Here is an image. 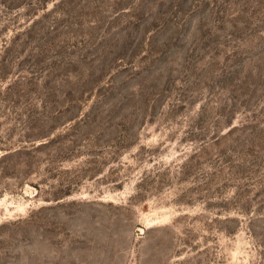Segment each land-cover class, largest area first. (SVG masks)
<instances>
[{
    "label": "rangeland",
    "instance_id": "1",
    "mask_svg": "<svg viewBox=\"0 0 264 264\" xmlns=\"http://www.w3.org/2000/svg\"><path fill=\"white\" fill-rule=\"evenodd\" d=\"M0 264H264V0H0Z\"/></svg>",
    "mask_w": 264,
    "mask_h": 264
}]
</instances>
